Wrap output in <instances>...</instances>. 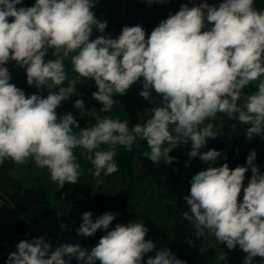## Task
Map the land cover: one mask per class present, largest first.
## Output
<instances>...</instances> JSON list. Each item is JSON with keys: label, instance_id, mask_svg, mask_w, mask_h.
<instances>
[{"label": "clouds", "instance_id": "clouds-1", "mask_svg": "<svg viewBox=\"0 0 264 264\" xmlns=\"http://www.w3.org/2000/svg\"><path fill=\"white\" fill-rule=\"evenodd\" d=\"M22 3L0 0V166L7 159L21 165L31 158L63 187L65 182L76 184L80 176L78 148L88 154L99 178L102 172L117 171L116 146L132 151L137 139L146 141L150 151L143 155L153 163L163 159L171 164L175 158L169 153L189 141L191 158L215 162L221 153L201 148L207 138L217 136L214 124L205 123L217 113L248 126V137L264 133V10H257L254 0H223L218 7L184 4L147 38L137 25L125 26L118 38L95 40H90L93 27L103 33L107 22L97 20L91 0H36L34 6L17 8ZM206 23L212 27L203 31ZM50 49L54 59L45 61ZM67 59L79 77L94 81L98 91L92 95L103 104L101 112H110L114 94L124 95L141 78L139 94L149 99L154 89L161 104L151 109L146 122L131 129L127 121L106 116L76 131L80 126L71 113L58 117L56 112L76 92L77 80H69L65 69ZM9 61L26 69L30 86L47 87V97L26 96L10 83L4 66ZM257 81L253 94L243 93ZM74 106L80 109L83 100ZM256 155L253 150L247 157L253 173L247 187L243 182L248 169L224 163L194 175L190 195L184 197L188 211L183 217L194 225L196 237L207 231L230 250L238 245L247 253L244 264L264 258V174L254 163ZM114 219L111 212L95 221L92 212L83 213L78 235L90 238L99 229L106 232L91 249L66 243L53 250L43 238L21 240L8 264H69L65 257L81 264H142L156 247L145 239L148 228L140 221L117 224L109 231ZM146 264L185 262L162 248Z\"/></svg>", "mask_w": 264, "mask_h": 264}, {"label": "trees", "instance_id": "trees-1", "mask_svg": "<svg viewBox=\"0 0 264 264\" xmlns=\"http://www.w3.org/2000/svg\"><path fill=\"white\" fill-rule=\"evenodd\" d=\"M35 2L36 0H23L17 8L31 7ZM205 2L218 7L223 0H164L163 3L158 0L154 2L122 0L109 12L104 34L105 37L115 39L114 35H120L125 26L139 25L144 28L147 38L155 27L170 15L176 14L182 5L195 7L196 3L200 5ZM91 3L94 5L92 11L97 20L105 22L104 14L107 12L109 0H91ZM254 7L257 10H264V0H254ZM9 20L11 22L12 18ZM211 27L212 25L207 26L206 23V27L202 30L207 31ZM93 31L98 35L95 36L92 32L90 40H95L99 36V31L95 27ZM53 52L54 49L49 50L45 61L54 59ZM15 65L14 61H9L4 66L11 70ZM65 69L69 80L73 78L77 80L76 92L62 101L56 112L58 117L71 113L80 126L76 131L94 126L98 118L110 116L113 119H121L126 115L125 112L138 107L139 103L142 113L151 116V110L149 112L148 108L152 109L161 104L162 97L155 94L154 89L149 99L128 90L122 96L114 94L115 103L111 111L101 112L103 104L95 100L92 95L93 92L98 91L94 81L81 78L73 72L70 59L65 60ZM86 81L87 85H85ZM257 83L258 81L245 88L244 94H253L257 90ZM62 86H67V81ZM21 88L26 96L36 94L46 98L49 94L47 87L38 89L35 85L30 86L26 74ZM131 88H139L142 91L143 78ZM55 91H58V88ZM79 99L83 100L84 106L77 109L74 104ZM209 122L214 124L213 131L217 136L214 139L207 138V143L201 148V152L215 149L221 153V156L211 163L201 160L199 156L196 158L189 156L192 150L191 141L187 144L181 143L172 150L171 155L175 159L171 164L163 159L153 163L143 155L145 151H150L146 141L137 139L132 151H128L123 146H116L114 160L117 171L111 174L102 172L97 178L94 176V166L87 159L88 154L78 148L75 149L76 163L80 165L78 181L76 184L65 182L63 187H60L57 182L51 180L48 169L38 168L31 158L21 165L11 159L5 160L0 166V211L7 207L13 217L9 224L0 222V255L12 246L18 235L28 233L30 228L28 221L33 225V234L19 239L16 246L21 240L31 241L38 235H43L53 250L66 243L80 244L83 248L91 249L98 244L106 232L104 229H99L90 238L78 235L77 229L83 223V213L92 212L95 221L103 214L111 212L115 213V219L109 226V231L115 229L117 224L140 221H143L148 228L145 239L153 241L156 247L152 252L145 254L142 264H146L147 259L154 257L162 248L170 249L185 264H198L200 257L208 252L211 255L210 264H239L234 259L227 260L228 256L235 255L234 252L228 251L229 255L221 260L218 249L210 251L213 247L212 237L207 231L204 237H196L194 225L183 217V213L188 211L184 197L190 195L194 175L210 166L220 167L224 163H227L231 169L238 166L248 169L243 182L244 187H247L253 174L251 166L247 164V157L255 150L257 155L254 163L258 167L264 154V140H262L264 133L248 137L246 133L248 126L229 119L224 113H217L215 119L205 121V123ZM104 148L105 145H101V149ZM1 193L11 199L22 218L16 214ZM243 195L242 189L240 202L243 201ZM61 225L66 227L62 229ZM213 240L215 241V238ZM16 246L13 252L17 251ZM10 254L1 257L0 264H8ZM65 259L69 264H81L75 257L70 260L68 257ZM96 264H99V261Z\"/></svg>", "mask_w": 264, "mask_h": 264}, {"label": "rangeland", "instance_id": "rangeland-1", "mask_svg": "<svg viewBox=\"0 0 264 264\" xmlns=\"http://www.w3.org/2000/svg\"><path fill=\"white\" fill-rule=\"evenodd\" d=\"M122 0H109V4L107 5V12L104 14V19L105 21L107 22L108 24V20H107V17L109 16V12L112 11V7H115V6H118L119 2H121ZM197 6H199L198 3H196ZM192 5V4H191ZM214 5V4H212ZM109 21H111V19H109ZM210 24H207V26H209ZM106 30V29H105ZM153 31V30H152ZM105 32V31H104ZM99 32V36H105V34ZM93 34L95 36L98 35V33H96L95 31H93ZM104 34V35H102ZM98 36V37H99ZM119 35L118 34H115L114 35V38H118ZM10 72V75H11V80H10V83L16 85L18 88H21L22 86V83H23V77L24 75L26 74V69L19 66V65H15V67L11 70H9ZM85 85H87V81L85 82ZM140 89L139 88H130L129 89V92H135L137 93L139 96H140ZM244 91V89H243ZM128 92V90L126 91V93ZM244 93V92H243ZM137 94H134V95H137ZM119 96H122L119 94ZM139 103V101H138ZM134 105V103H133ZM140 106V103L138 104V107L136 108H133L131 111H128V112H125L126 115H124L120 120L121 121H127L128 122V125H129V128H133L135 125L137 124H140V123H143V122H146L147 119H149L151 116H149L148 114H143L142 113V108L139 107ZM129 108H127L128 110ZM126 110V111H127ZM151 108H148V111L150 112ZM264 140V137L263 139ZM263 144V143H262ZM119 146V145H117ZM165 147H168L167 144L164 145ZM109 146L108 145H105V148L104 149H107ZM116 149V148H115ZM172 152V151H171ZM171 152L169 153V155L172 157L171 155ZM260 167V168H259ZM258 168L260 169V172L261 174H264V154H262V157H261V161L258 163ZM253 175V174H252ZM13 217V214L12 212L10 211L9 208L5 207L3 208L1 211H0V222L3 223V224H9L11 222V219ZM210 237H212V242L211 244L213 245L212 248H210V251L211 250H217L219 251V253L221 255H225V256H228L229 255V252H234L235 255L232 257V256H228L227 257V260H232L234 259L237 263L239 264H244V261H245V258L247 256V253H245L238 245L235 249H228V247L226 246V243H220L214 235H211L209 234ZM36 238H43L45 239V236L43 235H38ZM215 238V241L213 240ZM221 247V248H220ZM224 248V250L222 249ZM229 251V252H228ZM210 259H211V255L208 253H204L199 261H198V264H210ZM260 264V263H264V258H261L259 256L253 258V264Z\"/></svg>", "mask_w": 264, "mask_h": 264}, {"label": "water", "instance_id": "water-1", "mask_svg": "<svg viewBox=\"0 0 264 264\" xmlns=\"http://www.w3.org/2000/svg\"><path fill=\"white\" fill-rule=\"evenodd\" d=\"M1 194H2V193H1ZM2 195L4 196V198H5L6 200H8V202L10 203L12 209L16 212V214H17L20 218H22V216H21V214H20L18 208H17L16 205L11 201V199H10L8 196L4 195V194H2ZM28 224H29V226H30L28 233L18 235V236L16 237V239L14 240L12 246H11L6 252H4L3 254H1V255H0V258H1V257H4V256H7V255L10 254L11 252H13V250H14V248H15V246H16V243H17V241H18L19 239L29 237V236H31V235L33 234V231H34L33 225H32L31 222H29V221H28Z\"/></svg>", "mask_w": 264, "mask_h": 264}]
</instances>
